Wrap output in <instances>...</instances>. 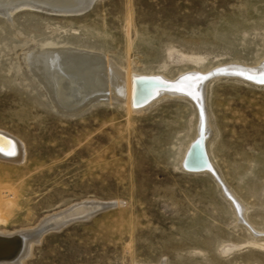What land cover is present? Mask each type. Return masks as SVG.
<instances>
[{
  "label": "rangeland",
  "instance_id": "374dc122",
  "mask_svg": "<svg viewBox=\"0 0 264 264\" xmlns=\"http://www.w3.org/2000/svg\"><path fill=\"white\" fill-rule=\"evenodd\" d=\"M93 4L71 14L0 10V132L25 150L21 164L0 161V231L25 237L9 264L46 218L79 207L24 264H264V85L231 72L209 79V175L182 166L197 134L192 101L157 95L129 110L104 83L62 113L26 65L32 52L55 49L169 81L259 68L264 0ZM100 204L115 207L89 218Z\"/></svg>",
  "mask_w": 264,
  "mask_h": 264
},
{
  "label": "bare ground",
  "instance_id": "6f19581e",
  "mask_svg": "<svg viewBox=\"0 0 264 264\" xmlns=\"http://www.w3.org/2000/svg\"><path fill=\"white\" fill-rule=\"evenodd\" d=\"M94 1L95 0H0V10H4L11 15L10 9L12 10L15 7L36 8L37 6H45L49 7L48 9L52 8L59 12L71 14L72 12H81L85 8L91 6ZM92 55L95 56L94 54ZM26 62V65L29 66L37 77V80L39 79L46 88L54 104L53 106L62 113H70L85 104L87 105V103L90 102L89 98L91 91H101V86L104 83L111 86V89L116 93L118 99H124L125 105L129 110L139 109L148 104L150 105L157 95L176 96L192 101L193 105H195V107L197 106V134L186 151L182 166L184 165V171L189 173L204 172L209 175L213 174V170L209 163V161L211 162L208 147L210 126L209 119L206 118L207 114L205 113L203 99V92H205V87L209 82V79L206 80L207 76L212 74L213 71L224 74L231 72L241 77L251 78L252 80L258 79L263 83L260 85H264V62L259 65V68L230 65L222 66L206 73L190 72V74L174 81L165 80L160 77L139 78L136 75L133 76L132 74H127L117 69L116 65L113 63L111 64L108 62L105 64L104 61L99 58L91 59L87 57V54L85 56L70 50L49 49L34 51L27 56ZM104 65H106L107 68H105ZM253 81L256 82L255 80ZM164 85L168 87V89L160 88V86ZM24 158L25 150L23 144L7 133L0 132V161L9 164H21L24 162ZM216 178L220 181L217 175ZM104 206V204L96 205L97 209H101ZM66 213L46 218V220L42 222V224H44L43 226L31 231V234H27L28 237H30L28 242H30L28 243V247H26V249L24 248L25 251L22 249L24 254H21L22 256L19 260V264H24L25 260L31 256L33 245L37 240H40L46 230L51 228L56 230V228L62 227L69 222V219H67L68 217H62ZM89 216V218L93 217V213ZM24 239L25 237L23 238L21 233L9 235L0 231V257H14L21 248ZM9 258L4 259V262H1V264H9Z\"/></svg>",
  "mask_w": 264,
  "mask_h": 264
},
{
  "label": "water",
  "instance_id": "95a60500",
  "mask_svg": "<svg viewBox=\"0 0 264 264\" xmlns=\"http://www.w3.org/2000/svg\"><path fill=\"white\" fill-rule=\"evenodd\" d=\"M95 4V3H94ZM94 4L90 7V9L94 6ZM89 9V10H90ZM88 10V11H89ZM220 73H214V74H212V75H208L207 76V79L206 80H208V79H210L212 76H216V75H219ZM197 78H200V77H197ZM253 80H255L256 81V84L258 85V84H263L261 81H259L258 79H253ZM203 82V81H202ZM251 83H253V82H251ZM253 84H255V83H253ZM166 86L164 85V86H160V88H165ZM208 168V167H207ZM196 170V169H195ZM197 170H200V169H197ZM115 207V205H113V204H107V205H105L104 207H102L101 209H97V210H94V212H93V216L94 215H97L98 213H100V212H104V211H107V210H110V209H112V208H114ZM80 209V207L79 208H76V209H74L73 211H71L70 213L69 212H67L64 216H62L63 218H67V219H72V218H74V217H76V215L75 214H77V211ZM78 215V214H77ZM15 256V255H14ZM7 258H9V256H6V257H0V260L1 259H7Z\"/></svg>",
  "mask_w": 264,
  "mask_h": 264
}]
</instances>
